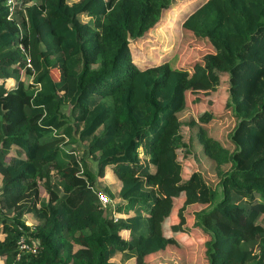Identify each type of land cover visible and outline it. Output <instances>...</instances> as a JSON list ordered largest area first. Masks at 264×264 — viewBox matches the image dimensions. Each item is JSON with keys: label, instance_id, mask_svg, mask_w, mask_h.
<instances>
[{"label": "trees", "instance_id": "1", "mask_svg": "<svg viewBox=\"0 0 264 264\" xmlns=\"http://www.w3.org/2000/svg\"><path fill=\"white\" fill-rule=\"evenodd\" d=\"M172 2L0 0L3 264H143L176 248L186 264H264V0H204L177 49L140 67L131 41ZM193 44L216 52L182 58ZM85 155L119 182L120 215L99 205Z\"/></svg>", "mask_w": 264, "mask_h": 264}, {"label": "rangeland", "instance_id": "2", "mask_svg": "<svg viewBox=\"0 0 264 264\" xmlns=\"http://www.w3.org/2000/svg\"><path fill=\"white\" fill-rule=\"evenodd\" d=\"M204 0H173L170 6L162 12L161 18L158 23L148 30L141 38L137 40L131 41L130 49L132 58L137 65L140 67H145L149 65H153L159 62L164 61L167 57H169L172 52L177 49L179 43V25L183 18L195 9L199 4H201ZM87 18L82 17V20H86ZM215 50L213 48H209L208 46H198L193 44L189 48H184L181 57H191L192 55H200V54H215ZM216 58V56H214ZM219 81L215 83L216 89H221L222 84ZM206 90L202 89H194V96H198L203 106L212 105L215 102L219 101L217 97L211 98L210 96L205 94ZM211 99V103L207 104L206 100ZM222 103L225 100H221ZM68 105H64L61 110L64 112L66 116H68ZM216 110V109H215ZM167 141L169 139L167 138ZM85 142H79V147H85ZM69 147H76L74 144H71ZM76 149V148H75ZM77 154L80 155V151L77 150ZM83 159L86 162L89 170L95 175L97 166H96V157L92 155H85ZM109 169V171H108ZM188 169H180L177 171L178 176L181 177L183 173H188ZM103 176L95 175V183L94 188L97 191L106 194L111 200V204L107 205L106 208H103L106 216L120 215L115 210V206L117 202H119V198L117 197V191L119 189V182L114 178L111 169L109 167L104 168ZM202 179L206 181V183H214V176L210 173H202ZM208 178V180L206 179ZM109 191V193L107 192ZM182 202L172 200V213L176 215L178 207ZM171 204V203H170ZM132 212H129V215ZM177 219L175 221L177 222ZM25 223L30 224L35 221L33 216H25ZM124 237H127V234L122 232ZM184 250L177 249L165 252L164 254H158L154 257H144L143 264H186L185 258L183 256ZM186 256V255H185ZM113 261L117 264H135V259L132 256H129L125 253H116L113 257ZM0 264H3V260L0 259Z\"/></svg>", "mask_w": 264, "mask_h": 264}, {"label": "built area", "instance_id": "3", "mask_svg": "<svg viewBox=\"0 0 264 264\" xmlns=\"http://www.w3.org/2000/svg\"><path fill=\"white\" fill-rule=\"evenodd\" d=\"M13 2L14 0H6V3L8 4H13ZM97 200L99 205L103 208H106L107 205L111 204V200L109 199V197L102 192L97 193ZM112 217H115V215H113ZM18 244H19V249L21 250L28 249L27 245L23 242L22 239L19 240Z\"/></svg>", "mask_w": 264, "mask_h": 264}, {"label": "crops", "instance_id": "4", "mask_svg": "<svg viewBox=\"0 0 264 264\" xmlns=\"http://www.w3.org/2000/svg\"><path fill=\"white\" fill-rule=\"evenodd\" d=\"M108 171H109V169H108Z\"/></svg>", "mask_w": 264, "mask_h": 264}]
</instances>
